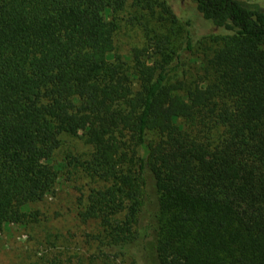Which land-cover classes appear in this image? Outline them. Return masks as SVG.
I'll return each mask as SVG.
<instances>
[{
	"label": "trees",
	"instance_id": "obj_1",
	"mask_svg": "<svg viewBox=\"0 0 264 264\" xmlns=\"http://www.w3.org/2000/svg\"><path fill=\"white\" fill-rule=\"evenodd\" d=\"M193 1L228 31L196 75L179 73L193 38L164 1L0 0V230L36 220L27 207L74 168L97 181L78 216L106 264H264V9ZM133 8L159 24L123 59ZM66 136L88 156L60 159Z\"/></svg>",
	"mask_w": 264,
	"mask_h": 264
},
{
	"label": "rangeland",
	"instance_id": "obj_2",
	"mask_svg": "<svg viewBox=\"0 0 264 264\" xmlns=\"http://www.w3.org/2000/svg\"><path fill=\"white\" fill-rule=\"evenodd\" d=\"M155 1H164L176 14L180 28H175L178 31L180 29L183 46L186 32L191 31L193 49L184 51L179 73L183 70L187 75H196L201 69L200 55L204 42L209 40L207 36L228 31L204 18L196 9L193 0ZM243 1L264 9V0ZM134 9H126L118 14L120 22L115 37V52L123 59L130 58L133 47L144 45L146 23H149L147 26L159 24L158 15L151 17L149 12L143 10L140 16L139 11ZM143 13L146 14L142 16ZM169 23L166 21L164 28L171 29V24L174 23ZM176 25L178 24L175 22ZM63 139L58 152L60 159L64 152L86 157L92 149L82 138L66 136ZM70 169L59 177L55 192L27 207L28 210H38L36 220L26 224L8 223L0 230V264H106L104 259L98 257L95 244L88 236L97 231L95 223L83 222L78 216L82 195L88 193L97 181L95 183L94 179L79 170ZM131 261L129 257H122L114 264H131Z\"/></svg>",
	"mask_w": 264,
	"mask_h": 264
}]
</instances>
